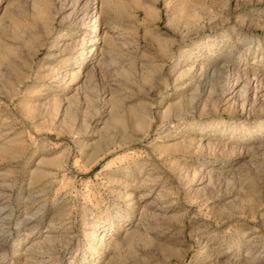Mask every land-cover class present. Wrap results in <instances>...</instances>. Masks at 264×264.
Wrapping results in <instances>:
<instances>
[{
  "label": "rangeland",
  "instance_id": "374dc122",
  "mask_svg": "<svg viewBox=\"0 0 264 264\" xmlns=\"http://www.w3.org/2000/svg\"><path fill=\"white\" fill-rule=\"evenodd\" d=\"M0 264H264V0H0Z\"/></svg>",
  "mask_w": 264,
  "mask_h": 264
}]
</instances>
